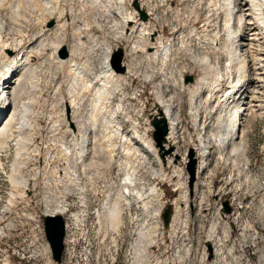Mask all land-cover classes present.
Returning <instances> with one entry per match:
<instances>
[{
  "label": "rangeland",
  "instance_id": "1",
  "mask_svg": "<svg viewBox=\"0 0 264 264\" xmlns=\"http://www.w3.org/2000/svg\"><path fill=\"white\" fill-rule=\"evenodd\" d=\"M114 1L117 2V0H36L37 4H31L30 6L12 4L11 9H14V11L1 10L3 4L5 7L12 1H2L3 3H0V14L2 13L0 15V22L2 23L0 39L3 40L4 38L3 41L9 47L15 49L13 55L24 51L28 55L32 54L34 56L38 54L40 58L38 63L41 65L38 64L33 79L31 78L32 80L28 81L25 86V93L21 99V102L26 103V105L27 102H32L29 106L30 114L27 112L25 117L30 121L32 128L31 130L25 129L22 131V136L25 138V143L23 144L25 154L21 156L23 160L21 161V167L16 172V178L17 180L24 179L30 182V190L26 192L29 202L22 203L19 199L10 202L11 193L15 191L22 193L24 191L21 187L15 188L10 180L11 164L15 160L17 152L14 146V139L9 140L7 148L4 149L3 147L4 150L2 149L3 151L1 150L2 152H0L3 155V157H0V162H2L0 166V264H55L51 257L49 259L42 257V251L46 252V243L42 239V222L45 211L58 208L56 202L59 201L62 203L60 204V209H63V214L61 215L66 219L65 252L61 264H264V93H261L264 92L262 91L264 89L259 91L260 94L254 95L256 96L254 99L248 94L246 97L249 99L244 102L248 104L249 101L253 100L250 105H256L254 108L256 115L247 116V121L244 123V140L248 144L246 154L244 156H235L226 148L222 150L224 152L220 151L217 154L215 145L210 143L207 146L209 154L207 153V160L205 161L207 168L197 174V160L195 163V180L192 185L189 184L190 176L187 170L189 163L188 151L193 149L195 156H197L199 151L197 138L202 133L204 136L215 133L217 131L216 125H220L225 118V108L223 110V108L215 107L214 101H204L205 95H203L200 103L203 108L201 109L202 111L200 110L202 112H200V115L203 117L205 125L195 132L196 127L191 123V115L188 110V101L193 96L194 86L195 88H201L204 82L214 83V76L209 74L207 69H203V66L196 65L194 60H191L193 59L191 56L194 57L198 53H206L204 50H196L194 38L200 37L203 40L206 36L210 38L211 36L209 35L216 32V39H218L216 42H224L226 33L223 30L221 10L215 12V10H207L206 7L203 9L201 6H205L208 0H200L202 5L196 2L198 0H194V2L193 0H173L172 2L171 0H165L171 3H169V10L165 6L166 2H162L163 0H122L125 9L132 16L136 12L135 3L138 6H142L143 8L139 10V14L134 13V17L138 20L139 16L145 22H149L146 29L148 33L152 32L153 28L157 30L150 38L147 34L142 36H136L135 34L134 38H126L125 36L120 37L118 34L121 31L119 20L115 15L118 3ZM104 3L110 4V7ZM152 3H155V10L148 7ZM59 7L63 9L65 14L62 19H59L60 22L69 21L70 23V17H73L75 21L80 20L81 23L87 20L90 29L80 32L73 25L66 24L56 34L57 36L43 37L41 35L42 23L39 18L42 15L48 16L52 12V19L50 18L45 27L49 26L54 29L57 25V13L55 12ZM105 8L107 10L110 8L109 10H111H108L109 20L108 17H105L108 16L107 10H104ZM176 8L177 10H175ZM200 8L202 10H199ZM177 11L182 16L180 21H175L173 17V13L175 14ZM99 12L103 18L98 17L97 13ZM183 12H185L184 15ZM141 14L145 15L146 18H143ZM110 15L111 18L113 17L112 19H110ZM196 17L198 20L194 21ZM92 19L95 21H92ZM205 20L211 22L207 23ZM80 21H78L76 26L81 25L79 24ZM93 22L103 25L97 27V24ZM127 29L128 34L129 28ZM53 36L59 38L57 39ZM159 36L162 38L161 45L163 46L168 43L178 46L180 45L179 41L183 39L185 44L182 48H185L178 51L176 57L169 60L170 62L167 61L165 71H168L169 74L163 71L165 76L161 73L160 75L158 74L159 77L155 78L152 75L155 72L154 63L145 59L144 55L158 49L159 45H153L152 43H155L154 39ZM147 37L149 38L148 41L146 40ZM70 38L72 39L70 40ZM125 38L127 40H124ZM179 38L181 39L179 40ZM32 39L33 41L31 42ZM243 42H246L245 37ZM43 43H46V45L44 44L45 46H43ZM57 44L64 46L59 49L57 57L61 58L62 49L67 50V53H73V56L71 55L72 58L83 68L87 75L82 79L76 80L67 73L64 75L62 71L55 67L53 60L48 55L52 51L50 49H53ZM77 44L80 45L78 51H76ZM103 44L115 49L109 62L113 70L119 73L116 71L114 64L115 55L119 50L122 52L119 65L124 70L126 69L124 71L125 74L124 72L119 73L124 74L122 76H126V80L122 85L114 86L110 82L104 84L110 90V98L102 97L100 92L102 84L99 82L101 81L100 71H103L104 68L101 67L103 61L99 53L105 47ZM150 45L157 48L152 50V48H148ZM48 47L50 48L48 49ZM130 50L133 51L131 52ZM208 55L211 57V66L219 67L218 69L222 71L223 67H225L226 58L220 53ZM0 56V61H5L2 55ZM44 60L45 62L51 61V63H43ZM2 61L0 62V77L5 70V66L2 68ZM146 65H149L150 69ZM48 67H50L49 70ZM126 72L129 75H126ZM231 73L228 82L235 77V72L232 71ZM180 75L183 77V84L186 78H192V82L187 83L191 87L182 92L177 89L174 91L171 85L175 83L176 79L178 85H180ZM205 76L204 81L203 77ZM69 78H71V82L68 81ZM160 80L164 82H160ZM198 80L199 83L196 85ZM226 80L221 82L222 90L220 91H224L223 89L227 88L228 82ZM13 86L14 84L10 87ZM111 91H114L113 95ZM223 94L221 93V95ZM91 95L97 97L94 98ZM75 96L80 99L78 100ZM172 96L175 101L179 100L178 102L181 106L179 114L181 119L184 120L178 126L179 128L177 127V136L181 134L180 137L182 139L180 137V140L177 138L176 146L168 147V143H165L163 148L160 149L152 140L150 116L153 110H156L155 108L159 106L157 104L160 101L163 100V106L165 105L164 100L166 101ZM91 102L93 104L96 103V105L93 106ZM71 104L75 108L78 107L76 108L77 110L79 109L78 111L76 110L77 114L75 113L73 116H75V119L78 117L81 120L76 119L77 122L79 120V127L73 123L78 127L77 130L75 129V133H84L85 129L88 130L86 131L88 133L93 124L96 134L102 138L104 137L103 139L108 144L106 152L101 151L92 155V159L87 162L89 165L86 167L85 176L81 178L79 184L76 182L77 185L73 175L67 174V171L69 172V169H77L79 165L76 166L70 163L69 168L66 169V174H62V169L67 166L66 155L62 149L69 146L70 137L64 131L65 128L61 119L63 114H65V118L72 117L70 111L67 114L65 111L66 105L70 106ZM101 104H103L102 107ZM250 105H248V108ZM63 109L65 112H63ZM157 110L156 112L158 113ZM257 110L259 111L257 112ZM213 111L216 113L214 114ZM93 112L95 115L92 114ZM247 112L250 111L247 110ZM247 112L245 111V114ZM96 114H100V116ZM217 114L220 121L216 123L213 122V118ZM105 116L106 119L103 118ZM69 120L72 121L71 118ZM35 124L38 125L36 128ZM110 125L113 128H109ZM101 127H103L104 132ZM105 127L107 128L106 130ZM117 128L121 129L120 132H122L123 137L120 133L114 132ZM182 128L185 131L184 134ZM203 128L204 130L202 131ZM185 129L188 130L186 131ZM200 131L201 134L199 135ZM121 139L123 140L121 141ZM142 141H145V143ZM145 144L146 146H144ZM171 147L173 151L169 154L165 153ZM103 154L106 155L104 156ZM117 158H126L132 164L135 173V184L131 188L132 194H117L120 190L119 183L124 178L123 173L119 170L117 164L114 163ZM54 162L57 163L56 168ZM160 166L164 169L163 171ZM55 170L58 173L55 178L56 182L52 179L53 175L56 174ZM60 170L61 173L59 172ZM48 175H50L51 179ZM34 182L36 183L35 187H32ZM151 187L156 189L158 196H155V193H150ZM123 196L127 198L125 199ZM154 197L156 198L154 199ZM82 198H85L84 203L81 201ZM106 200H109V208L104 206ZM126 200L130 201V207L126 206ZM8 201L11 203V212L5 208ZM225 203L229 211L224 206ZM168 206H171L172 210L171 221L168 227H164L162 214ZM109 209H118V215L112 219L111 214L108 212ZM97 212L100 216L97 215ZM210 251H212V255H210Z\"/></svg>",
  "mask_w": 264,
  "mask_h": 264
},
{
  "label": "bare ground",
  "instance_id": "2",
  "mask_svg": "<svg viewBox=\"0 0 264 264\" xmlns=\"http://www.w3.org/2000/svg\"><path fill=\"white\" fill-rule=\"evenodd\" d=\"M2 1H12L11 3H8V5L4 4L2 5L3 8L1 10H12V4H16L17 6H30L31 4H37L36 0H0V3L2 4ZM53 1V0H52ZM104 1V0H102ZM152 1V0H151ZM173 0H171L172 2ZM206 1V0H205ZM218 1V0H217ZM216 0H208L206 2L205 6H201L203 9L206 7L207 10H221L222 15H223V30L226 33L225 38H224V42L223 43H218L216 42L218 39L217 38V33H212V35L210 38H208L207 36L202 40L199 38H194V41H196V50H204L206 53L205 54H201L198 53L197 55H195L194 57L191 56V60H194L196 65H201L204 68L203 69H207V71H209V74H212L214 76V83H208V82H204L203 87L201 88H195L194 86V91H193V96L191 97V99L188 101V110L189 113L191 115V120H192V124L194 127H196V130H200V128H202L205 125V121L203 120V117L200 115V112L202 111L201 109L203 108V106L200 105L201 100L203 99V95L204 96V101L206 100H210V101H214L215 103V107L217 108H225L224 112H225V118L221 121L222 123L220 125H216L217 131L215 133H210L207 135H200L201 131L199 132V137L197 138L199 141V151L197 156H195V160L197 161L198 165H197V174L202 171H204L207 168V165H205V161L207 160V149H208V145L210 143H213L216 147V152L217 154L222 151L228 149V151L230 150V153H232L233 155H241L244 156V154H246V148H247V143H245L244 140V123L247 121V116H251L253 114H255V107L256 105H250L251 102H253V100L249 101L248 104L247 102L244 103L246 100H248L249 98L246 97L248 94H250L252 96V98L254 99L256 96V94H260L259 91L264 89V47H262V45H264V0H220L219 2H217ZM51 2V1H50ZM115 3H118V7H117V11L115 13L116 17L119 20L120 23V28L121 31L118 33L120 37H128V38H134L135 34L136 36H142L144 34H147L150 38V36H153L157 30H154L155 28H153L152 32H147V26L148 23L145 22L144 20H142V18H140L138 15V20H136V18L134 17V13L139 14V10H141L143 7L142 6H137L138 7V11L135 9L136 12L133 13V16L131 13L127 12V10L124 7V2L122 0H117L114 1ZM162 2H166L165 0H163ZM194 2V0H193ZM197 3L199 2V4H201L200 0L196 1ZM195 2V3H196ZM46 3V2H45ZM44 3V4H45ZM49 3V2H48ZM100 3V2H99ZM113 3V2H112ZM161 3V2H160ZM170 3V2H169ZM168 2H166L165 6L168 8V10L170 9V5ZM194 3V4H195ZM7 4V3H6ZM97 4V3H96ZM95 4V5H96ZM105 4V3H104ZM107 4V3H106ZM105 4V5H106ZM148 4V3H147ZM155 4V3H154ZM152 3V5L148 6L150 7L152 10H155L154 5ZM171 4V3H170ZM49 5V4H48ZM98 5V4H97ZM101 5V4H100ZM110 4H107V6H109ZM149 5V4H148ZM202 5V4H201ZM16 6V7H17ZM112 6V5H111ZM195 6V5H194ZM34 7V6H33ZM49 7V6H48ZM110 7V6H109ZM172 7V6H171ZM35 8V7H34ZM39 8V7H38ZM150 8H148L150 10ZM165 8V7H164ZM202 8H200L199 10H202ZM23 9V8H22ZM27 9V8H26ZM36 9V8H35ZM42 9V8H41ZM47 9V7H46ZM56 9V8H55ZM54 9V10H55ZM110 9V8H109ZM108 9V10H109ZM205 9V10H206ZM18 10V9H17ZM16 10V11H17ZM21 10V9H20ZM58 10V11H57ZM99 10V9H97ZM103 10V9H102ZM104 10H107L106 8ZM106 11V13L108 14V20H109V11ZM174 10V9H173ZM177 10V8L175 9ZM198 10V9H197ZM14 11V9L12 10ZM29 11V10H28ZM41 11V10H40ZM44 11V10H43ZM50 11V10H49ZM89 11V10H88ZM92 11V10H91ZM90 11V13H91ZM183 11V10H182ZM46 12V11H45ZM102 12V11H101ZM168 12V11H167ZM174 12V11H173ZM191 12V11H190ZM189 12V13H190ZM220 12V11H219ZM220 12V13H221ZM11 13V12H10ZM54 13V12H53ZM57 13V25L54 27V29L48 27H45L46 23L50 20V18L52 19V12L49 13L48 16L42 15L38 20L42 23V27H41V35H43V37H47V36H52V35H56L58 32L61 31L62 28L65 27L66 24H71L74 27L77 28V30H79L80 32L84 30H88V28L90 29V25L88 24L87 20H83L84 23H80L81 25H77L78 21H75V19L73 17H70V23L69 21H64V22H60L59 19H62L64 17V11L63 9H56ZM88 13V12H87ZM185 12H183L184 15ZM188 13V14H189ZM2 14V13H1ZM0 14V15H1ZM8 14V13H7ZM15 14V12H14ZM95 14V13H94ZM98 17H102L103 16L99 13ZM135 14V15H136ZM47 15V14H46ZM77 15V14H76ZM88 15V14H87ZM91 15V14H90ZM167 15H169L167 13ZM5 16V15H4ZM8 16V15H7ZM172 16V15H171ZM191 16V13H190ZM193 16V15H192ZM196 16V15H195ZM199 16V15H197ZM75 17V16H74ZM173 17L175 18V21H180V16L179 12H175V14L173 13ZM113 18V17H112ZM111 15H110V19ZM172 18V17H171ZM15 19V18H14ZM77 19V18H76ZM84 19V17H83ZM1 20V19H0ZM198 20V18L196 17L194 19V21ZM92 21H95L92 19ZM101 21V20H100ZM98 21V22H100ZM112 21V20H111ZM169 21V20H168ZM174 21V20H173ZM213 21V20H212ZM15 22V21H14ZM38 22V21H37ZM39 22V23H40ZM102 22V21H101ZM108 22V21H107ZM116 22V20H115ZM124 22V23H123ZM205 22H211L209 20H205ZM94 24H97V27L103 25H99L96 22H93ZM109 23V22H108ZM117 23V22H116ZM171 24V23H170ZM131 25H133L131 27ZM150 25V24H149ZM173 25V24H171ZM107 26V25H106ZM130 26V27H129ZM0 27H2V23L0 22ZM173 27V26H172ZM4 28V27H3ZM127 28H129V33L127 34ZM17 30V29H16ZM102 30V29H101ZM119 30V29H118ZM126 30V32H125ZM179 30V29H178ZM3 31V30H2ZM207 31V30H206ZM192 33H194L193 31H191ZM37 33V31H36ZM40 33V31H39ZM38 33V34H39ZM65 33V32H64ZM76 33V32H74ZM78 33V31H77ZM90 33V32H88ZM176 33V32H175ZM191 33V36H192ZM79 34V33H78ZM102 34V33H101ZM161 34V33H160ZM195 34V33H194ZM201 34V33H200ZM16 35V34H15ZM20 35V34H19ZM24 35V34H23ZM40 35V34H39ZM38 35V36H39ZM60 35V34H59ZM73 35V34H72ZM77 35V34H76ZM84 35V34H83ZM181 35V34H180ZM188 35V34H187ZM196 35V34H195ZM57 36V35H56ZM87 36V35H86ZM89 36V35H88ZM102 36V35H101ZM190 36V35H189ZM190 36V37H191ZM199 36V34H198ZM36 37V36H35ZM55 37V36H53ZM71 37V36H70ZM96 37V36H93ZM92 37V38H93ZM189 37V38H190ZM194 37V35H193ZM246 38V42H243V38ZM19 38V37H18ZM55 38H59V37H55ZM62 38V37H61ZM60 38V39H61ZM65 38V37H64ZM68 38V37H67ZM82 38V37H80ZM124 40H127V39ZM149 38L147 37V41L149 40ZM69 39V38H68ZM66 39V40H68ZM72 38H70L71 40ZM91 39V38H89ZM95 39V38H93ZM91 39V40H93ZM102 39V38H101ZM100 39V40H101ZM181 38H179L180 40ZM222 39V38H221ZM4 40V38H3ZM3 40L0 39V55H2V57L5 59V61L3 62L2 60V68L4 67L5 70L2 73V76L0 77V152H2L5 148H7V143L9 142V140L11 141L12 139H14L13 141H15L14 146L16 147V156H15V160L13 161V163L11 164V176H10V180L13 184V186H15V188L17 187H21L22 189H24V191L22 193H18V192H13L11 193V198H10V202H14L15 199H19L22 203L23 202H29V198H27L26 192L29 191L30 189V182L28 180H17L16 178V172H18V169L21 167V161L23 160V158H21V156L23 154H25V151H23V144L25 143V138L22 136V131H24L25 129L27 130H31L32 126L30 125V121H28L25 117L27 112L30 114V109L29 106L31 105L30 102L23 103L21 102L22 96L25 93V86L28 84V81L33 79V76L35 75L36 69L38 64L40 65L39 62V55H28L27 52L24 53H17L13 55V52L15 53V49H13L12 47H9V45L7 43H5ZM6 40V39H5ZM45 40V39H44ZM51 40V39H50ZM69 40V41H70ZM89 40V41H91ZM105 40V39H103ZM102 40V41H103ZM137 40V39H136ZM135 40V41H136ZM145 40V41H146ZM153 40V38H152ZM155 43H152L153 45L158 44V49H156L154 52L149 53V54H145L144 58L147 60L152 61L154 64V69L155 72L153 75V77L155 76V78L159 77V75L162 73L163 71H165V65H167V61L173 59L176 57L177 52L183 50L184 48H182L184 46V41L183 39L180 42V45H175V44H171L168 43L166 45H161V41L162 38L156 37L155 39ZM166 40V39H165ZM187 40V39H186ZM33 41V39L31 40V42ZM47 41V40H46ZM45 41V42H46ZM130 41V40H129ZM168 41V40H167ZM42 42V41H41ZM40 42V43H41ZM44 42V41H43ZM50 42V41H49ZM60 42V40H59ZM73 42V41H72ZM83 42V41H82ZM98 42V41H96ZM104 42V41H103ZM133 42V41H132ZM131 42V43H132ZM10 43V42H9ZM13 43V42H12ZM22 43V40H21ZM66 43V42H65ZM93 43V42H92ZM135 43V42H134ZM146 43V42H145ZM173 43V42H172ZM23 44V43H22ZM38 44V43H37ZM46 43H43V46H45ZM61 44V43H60ZM70 44V43H69ZM72 45V44H71ZM83 47L84 44L82 43ZM94 46V43L92 44ZM104 45V44H103ZM151 46L148 48H157L156 46ZM188 47V43L186 44ZM17 46V45H16ZM21 46V45H20ZM42 46V45H41ZM40 46V47H41ZM63 45H56L53 47V49H50V54L48 55L49 58H51L53 60V63L55 64V67L62 71L64 73V75L67 73L69 74L73 79H82L85 75V72L83 70V68L81 66H79L74 59L72 58V54L69 52L67 53V50L62 49V51H64L66 53V58H59L57 57V53L59 51V49L62 47ZM80 45L77 44V50L75 48L76 51H78ZM88 46V45H87ZM91 46V45H90ZM105 47L102 48V50L99 53V56L102 57V63H101V67L104 68V70L100 71L101 75H100V80L99 82H101V96L102 97H109L110 96V90L109 88H107L104 84L106 82H110V84L112 83L114 86H120L122 85L123 82H125L126 80V76H122L125 74H119L116 73L113 68L110 66L109 62L110 59L112 57L113 52L115 51V49L111 48L109 45H104ZM133 46V45H132ZM142 46V45H141ZM194 46V45H193ZM192 46V47H193ZM19 47V46H18ZM24 47V46H23ZM37 47H39L37 45ZM36 47V48H37ZM52 47V46H51ZM64 47V46H63ZM67 47V46H66ZM65 47V48H66ZM70 47V46H69ZM99 47V46H98ZM190 47V46H189ZM46 49V47H44ZM50 47H48L49 49ZM17 49V47H16ZM41 49V48H40ZM73 49V48H72ZM95 49V48H94ZM100 50V48H98ZM135 49V48H134ZM23 50V49H22ZM39 50V48H38ZM36 50V51H38ZM74 50V52H75ZM84 50V49H83ZM187 50V49H186ZM192 50V49H190ZM194 50V49H193ZM31 51V49H30ZM48 51V50H47ZM82 51V50H81ZM87 51V50H86ZM92 51V50H89ZM131 52L133 50H130ZM137 51V50H136ZM139 51V50H138ZM17 52V51H16ZM42 52V49H41ZM61 52V51H60ZM72 52V50H71ZM83 52V51H82ZM144 52V50H143ZM193 52V51H192ZM29 53V51H28ZM33 53V52H32ZM35 53V51H34ZM39 53V52H38ZM88 53V52H87ZM217 53H220L222 56H224L226 58L225 60V67H223L222 71H220L218 68H215L213 66H211V57L208 54H212V55H216ZM13 55V56H12ZM43 55V54H42ZM72 55V56H71ZM95 55V54H94ZM93 55V57H94ZM143 55V54H142ZM181 55V54H179ZM1 57V56H0ZM47 57V56H46ZM90 57V56H89ZM135 57V56H134ZM77 58V57H76ZM189 58V57H188ZM50 60V59H49ZM79 60V59H78ZM89 60V59H88ZM0 61V62H1ZM174 61V60H172ZM49 62V61H46ZM45 60L43 61V63H46ZM170 62V61H169ZM51 63V61L49 62ZM52 63V64H53ZM86 63V62H85ZM84 63V64H85ZM50 64V66L52 65ZM80 64V63H79ZM82 64V63H81ZM170 64V63H169ZM88 65V64H87ZM150 65V64H149ZM146 65V66H149ZM1 66V65H0ZM41 66V65H40ZM84 66V65H83ZM53 67V65H52ZM116 67V66H115ZM122 66L119 65V68H121ZM125 67V66H124ZM159 67V68H158ZM169 67V66H168ZM47 68V67H46ZM50 69V67H48V70ZM116 71H119L118 68H115ZM124 69V68H123ZM150 69V66H149ZM174 69V68H173ZM3 70V69H2ZM44 70V69H43ZM100 70V68H99ZM169 70V69H168ZM176 70V69H175ZM235 72V77L233 79H231L230 82L229 81V77L231 76V72L232 71ZM126 71V69L124 70ZM130 71V70H129ZM262 71V72H261ZM99 72V74H100ZM158 72V73H157ZM166 72V71H165ZM62 73V74H63ZM87 73V72H86ZM121 73V72H120ZM130 73V72H129ZM166 73L169 74V72L167 71ZM165 73V74H166ZM203 73V72H202ZM206 73V72H205ZM46 74V73H45ZM55 74V73H54ZM128 73L126 72V75ZM157 74V75H156ZM159 74V75H158ZM208 74V73H207ZM61 75V73H60ZM63 75V76H64ZM129 75V74H128ZM164 75V74H163ZM58 76V73H57ZM90 76V75H88ZM92 76V75H91ZM165 76V75H164ZM167 76V75H166ZM36 77V76H35ZM34 77V78H35ZM87 77V76H86ZM95 77V76H94ZM93 77V78H94ZM163 77V76H162ZM32 78V79H31ZM63 78V77H61ZM150 78V77H149ZM165 78V77H164ZM180 80L181 83L180 85H178V81L176 79V81H174V84L172 85V89L175 91L176 89L179 92L184 91L185 89H189V87H191V85H187L184 81L183 84V77L182 75H180ZM205 77H203V80L205 81ZM65 79V78H64ZM63 79V81H64ZM71 78H69L68 81H70ZM89 79V78H88ZM98 79V78H97ZM163 79V78H162ZM227 79V80H226ZM38 80V79H37ZM226 80L228 82V86L226 89H223L224 91H220L222 90V84L221 82ZM72 81V80H71ZM70 81V82H71ZM80 81V80H79ZM43 82V81H42ZM52 82V81H51ZM77 82V81H76ZM81 82V81H80ZM160 82H164L163 80ZM46 83V82H45ZM59 83V82H58ZM73 83V82H72ZM71 83V84H72ZM84 83V82H83ZM82 83V85H84ZM199 83V80L196 81V85ZM13 87H10L11 85H13ZM43 84V83H42ZM56 84V83H55ZM74 84V83H73ZM98 84V83H97ZM109 84V85H110ZM163 84V83H162ZM195 84V83H194ZM193 84V85H194ZM201 84V83H200ZM41 85V84H40ZM47 85V84H46ZM81 85V84H80ZM86 85V84H85ZM112 85V87H113ZM192 85V86H193ZM226 85V84H225ZM163 86H165V84H163ZM199 86V85H198ZM253 86V87H252ZM28 87V86H27ZM32 87V86H31ZM54 87V86H53ZM93 87V86H92ZM252 87V88H251ZM60 89V88H59ZM56 90V89H55ZM69 90V88H68ZM71 90V89H70ZM193 90V89H192ZM204 90V91H203ZM57 91V90H56ZM60 91V90H59ZM82 91V90H80ZM84 91V89H83ZM89 91V90H88ZM87 91V92H88ZM98 91V90H97ZM117 91V90H116ZM264 91V90H262ZM67 92V89H66ZM70 92V91H69ZM72 92V91H71ZM74 92V91H73ZM86 92V93H87ZM92 92V91H91ZM112 95L114 91H111ZM118 92V91H117ZM81 94V92H79ZM78 93V94H79ZM85 93V92H84ZM89 93V92H88ZM221 93L223 95H221ZM264 93V92H261ZM71 94V93H70ZM192 94V93H190ZM75 95V94H74ZM96 95V94H93ZM85 96V95H84ZM60 97V96H59ZM76 97V96H75ZM88 97V95H87ZM91 97H94L91 95ZM97 97V96H95ZM94 97V98H95ZM195 97V98H193ZM77 98V97H76ZM93 98V99H94ZM99 98V96H98ZM110 98V97H109ZM114 98V96H113ZM158 98V97H157ZM160 98V97H159ZM73 99V98H72ZM78 99V98H77ZM80 99V98H79ZM78 99V100H79ZM89 99V98H88ZM92 99V100H93ZM103 99V98H102ZM62 100V99H61ZM86 100V98H85ZM97 100V99H94ZM104 100V99H103ZM159 100V99H158ZM257 100V99H256ZM30 101V100H29ZM87 101V100H86ZM90 101V99H89ZM179 100H174L173 96L166 99V101L164 100V104H163V100L159 102V106H157L155 109L158 111V113L156 112V110H153V113H151L150 119L153 118L154 116L158 117V118H163L165 119V121L167 122L168 126H169V131H168V135L167 137H165V143H168V147L170 146H176L175 144H177V138L179 139V137L181 136V134L179 136H177V127L179 125H181V123L183 122L184 119H181L180 116V111H181V106L180 103L178 102ZM77 102V101H76ZM81 102V101H80ZM84 102V101H83ZM94 102V101H93ZM105 102V101H104ZM103 102V104H104ZM255 102V101H254ZM71 103V100H70ZM90 103V102H89ZM92 103V102H91ZM102 103V102H101ZM205 103V102H204ZM83 104V103H82ZM93 104V103H92ZM91 104V105H92ZM101 104V107L102 105ZM108 104V103H107ZM206 104V103H205ZM208 104V103H207ZM252 104V103H251ZM96 105L93 104V106ZM248 105L249 108H248ZM259 105V104H258ZM257 105V106H258ZM80 106V105H79ZM90 106V104H89ZM106 106V105H105ZM108 106V105H107ZM164 107V108H162ZM64 108V106H63ZM78 108V107H76ZM72 104L70 106L66 105V114L67 112L72 114V117H68L65 118V114H63L62 116V122H63V126L65 128L64 131H66V133H68L69 137H70V144L67 148L62 149L64 150V153L66 155V164L67 166L62 169V174L65 175L66 174V169L69 168V164L73 163L76 166L79 165V167L74 168L72 170L69 169V172L67 171V174H72L73 175V179L75 181V183L77 182L79 184V182L81 181V178H83V176H85V171H86V167L89 165V163L87 164V162H89L92 159V155L101 151H107L108 148V144H106L105 140L98 134H96V129L94 127V125L92 124V128L89 129V127L87 126V128L89 129V132L87 133L85 129L84 133H75V129L77 130V128L79 127V118L76 117V119L78 118V122L75 119V116H73L76 113V109ZM85 108V107H84ZM95 108V107H94ZM98 108V107H97ZM83 109V108H82ZM87 109V108H86ZM91 109V108H90ZM227 109V110H226ZM259 109V108H258ZM79 110V109H78ZM77 110V111H78ZM85 110V109H84ZM83 110V111H84ZM101 110V109H100ZM103 110V109H102ZM201 110V111H200ZM247 110H249L250 112H247ZM63 109V112H65ZM88 111V109H87ZM95 111V109H94ZM245 111L247 112L245 114ZM259 110H257L258 112ZM99 112V111H98ZM97 112V113H98ZM80 113V112H79ZM91 113V112H90ZM89 113V114H90ZM202 113V112H201ZM213 113L215 114L216 112L213 111ZM219 113V112H218ZM70 114V115H71ZM77 114V113H76ZM94 114V112L92 113ZM108 114V111H107ZM220 114V113H219ZM33 115V114H31ZM95 115V114H94ZM93 115V116H94ZM99 115L100 114H96ZM256 115V114H255ZM84 116V115H83ZM98 116V117H99ZM82 117V116H81ZM85 117V116H84ZM83 117V118H84ZM4 118V119H3ZM72 119V121H70L69 119ZM88 118V117H87ZM91 118V117H90ZM89 118V119H90ZM106 119V116L103 117ZM101 117V119H103ZM98 119V118H97ZM105 119H103L105 121ZM100 120V119H99ZM214 120V121H213ZM213 122L217 121L219 122V115H215L213 118ZM81 121V120H80ZM83 121V120H82ZM111 121V120H110ZM71 124H70V123ZM85 122V121H84ZM73 123H75L76 125H74ZM81 123V122H80ZM90 123V121H89ZM103 123V122H102ZM59 124V122H58ZM61 124V123H60ZM82 124V123H81ZM80 124V125H81ZM100 124V123H99ZM36 125V124H35ZM101 125V124H100ZM107 125V124H106ZM112 125V124H111ZM110 125L109 128H111L112 126ZM38 125L35 126V128ZM61 126V125H60ZM97 126V125H96ZM104 126V125H103ZM109 126V124H108ZM107 126V127H108ZM184 126V125H183ZM82 127V126H81ZM181 127V126H180ZM187 127V126H186ZM52 128V127H51ZM55 128V126H54ZM62 128V127H61ZM113 128V127H112ZM120 128V127H119ZM179 128V127H178ZM185 128V127H184ZM241 128H243L241 130ZM38 129V128H37ZM101 129L103 130V127H101ZM107 128L105 127V130ZM183 129V128H182ZM54 130V129H53ZM57 130V128H56ZM61 130V129H60ZM110 130V129H109ZM113 130V129H112ZM121 130V129H120ZM120 130L117 128V130H115L114 132L120 133V135L122 136V132H120ZM134 130V129H133ZM186 131L188 129H185ZM204 130V128L202 129V131ZM55 131V130H54ZM63 131V132H64ZM83 131V130H82ZM184 131V129H183ZM61 132V131H60ZM77 132V131H76ZM104 132V130H103ZM112 132V131H111ZM134 132V131H133ZM62 133V132H61ZM98 133V132H97ZM109 133V132H108ZM136 133V132H134ZM148 133V132H147ZM185 133V131L183 132V134ZM26 134V133H25ZM30 134V133H27ZM100 134V133H99ZM107 134V133H106ZM138 134V133H137ZM67 135V134H66ZM124 135V134H123ZM127 135V134H126ZM136 136V134H135ZM147 136V135H146ZM145 136V137H146ZM185 136V135H184ZM123 137V136H122ZM128 137V135H127ZM138 137V135L136 136ZM142 137V136H141ZM191 137V136H190ZM31 138V137H29ZM121 138V137H120ZM125 138V137H124ZM131 138V137H130ZM140 138V137H138ZM137 138V139H138ZM181 138V137H180ZM67 139V138H66ZM182 139V138H181ZM191 139V138H190ZM32 140V139H31ZM123 139H121L122 141ZM141 140V138L139 139ZM180 140V139H179ZM186 140V139H185ZM196 140V139H195ZM188 141V138H187ZM191 141V140H190ZM143 142V141H142ZM193 142V140H192ZM247 142V141H246ZM137 143V142H136ZM145 143V141L143 142ZM27 144V143H26ZM68 144V143H67ZM142 144V143H141ZM139 144V145H141ZM148 144V143H147ZM13 145V144H12ZM66 145V143H65ZM111 145V144H110ZM191 145V144H190ZM146 146V144L144 145ZM4 147V149H3ZM26 147V146H25ZM185 147V146H184ZM194 147V146H193ZM211 147V146H209ZM127 148V147H126ZM151 148V147H150ZM177 148V147H176ZM179 148V147H178ZM186 148V147H185ZM3 149V150H2ZM152 149V148H151ZM150 149V150H151ZM170 149V148H169ZM2 150V151H1ZM125 150V149H123ZM153 150V149H152ZM179 150V149H178ZM182 150V149H181ZM109 151V150H108ZM134 151V150H133ZM213 151V150H212ZM227 151V150H226ZM147 152V151H146ZM185 152V151H184ZM196 152V151H195ZM215 152V153H216ZM224 152V151H222ZM32 153V152H31ZM39 153V152H38ZM62 153V152H61ZM63 153V155H64ZM138 153V152H137ZM55 154V153H54ZM111 154V153H109ZM153 154V153H151ZM167 154H169L167 152ZM209 154V153H208ZM214 154V153H213ZM60 155V154H59ZM98 155V154H97ZM104 155V154H103ZM106 155V154H105ZM104 155V156H105ZM154 155V154H153ZM181 155V153H180ZM39 156V155H38ZM57 156V155H56ZM55 156V157H56ZM0 157H3L2 154H0ZM156 157V156H155ZM153 157V158H155ZM229 157V156H228ZM37 158V157H36ZM108 158V157H107ZM144 158V157H143ZM220 158V157H219ZM242 158V157H241ZM135 159V158H134ZM34 160V159H33ZM38 160V159H36ZM100 160V159H99ZM145 160V159H144ZM152 160V159H151ZM229 160V159H228ZM59 161V160H58ZM34 162V161H32ZM52 162V161H51ZM50 162V163H51ZM106 162V161H105ZM145 162V161H144ZM143 162V163H144ZM159 162V161H158ZM35 163V162H34ZM37 163V162H36ZM55 163V162H54ZM65 163V161H64ZM63 163V164H64ZM115 164H117V167L119 168V170L123 173V177L119 183V188L120 190L117 192V194H122L125 195V193H131L132 190V186H134L135 184V177H134V169L132 167L131 162L128 159H118L114 161ZM157 163V162H156ZM56 164L55 163V168H56ZM65 164V165H66ZM140 164V163H139ZM160 164V162H159ZM2 165V162H0V166ZM156 165V164H155ZM108 166V165H107ZM166 166V165H165ZM164 166V167H165ZM158 167V166H157ZM143 168V167H142ZM147 168V167H146ZM156 168V167H155ZM166 168V167H165ZM23 169V167H22ZM50 169V168H49ZM107 169V168H106ZM160 169L163 171L164 169H162V167L160 166ZM157 170V169H156ZM58 171V169H57ZM160 171V172H162ZM53 172V171H52ZM51 172V173H52ZM56 172V170H55ZM61 173V170L59 171ZM154 172V171H153ZM165 172V171H164ZM45 173V172H44ZM149 173V172H148ZM159 173V172H158ZM157 173V174H158ZM181 173V172H180ZM46 174V173H45ZM156 174V173H155ZM162 174V173H160ZM196 174V175H197ZM58 175V173L56 172V174L53 175V181H55L56 176ZM159 175V174H158ZM212 175V174H211ZM18 176V175H17ZM204 176V175H203ZM48 177H50V175H48ZM72 177V176H71ZM64 178V176H63ZM51 179V177H50ZM66 179V178H65ZM155 179V178H154ZM63 180V179H62ZM71 180V178H70ZM202 180V179H201ZM118 181V180H117ZM52 182V181H51ZM198 182V181H197ZM206 182V181H205ZM76 183V185H77ZM211 183V182H209ZM36 183H33L32 187H35ZM65 184V183H64ZM84 184V183H83ZM81 185V184H80ZM198 185V184H197ZM79 186V185H78ZM76 187V186H75ZM79 189V188H78ZM77 189V190H78ZM83 190V189H82ZM118 190V189H117ZM116 190V191H117ZM156 189L151 187V191L150 193L153 194L155 193V196H158L157 191H155ZM81 192V191H79ZM6 194V193H5ZM132 194V193H131ZM121 196V195H120ZM127 196V195H126ZM126 196H123L125 199L127 198ZM131 196V195H130ZM148 196V195H146ZM154 196V195H153ZM133 197V196H132ZM137 197V196H136ZM145 197V196H143ZM151 197V196H150ZM138 198V197H137ZM156 197H154L155 199ZM46 199V198H44ZM58 199V198H57ZM112 199V197H111ZM149 199V198H148ZM139 202L140 199H138ZM146 200V199H145ZM47 201V199H46ZM56 201V200H55ZM59 201V200H57ZM81 201L84 203L85 202V198H82ZM143 201V200H142ZM191 201V200H190ZM9 201L7 202V204L5 205L8 209L9 212H11V203ZM105 207L108 206L109 208V200L105 201ZM145 202V201H144ZM150 202V201H149ZM192 202V201H191ZM49 203V201H48ZM122 203V202H121ZM47 204V202H46ZM60 204L61 201L56 202V205L58 206V208H56L55 210H46L44 213V216L46 215H61L63 214V209H60ZM124 204V203H123ZM14 205V204H13ZM143 205V204H142ZM46 206V205H45ZM115 206V205H112ZM126 206L130 207V201L126 200ZM104 207V208H105ZM122 207V206H121ZM142 207V206H141ZM5 210V209H4ZM65 210V209H64ZM129 210V209H128ZM127 210V211H128ZM99 211V210H98ZM124 211V210H123ZM108 212L111 214L112 219L115 218L119 211L118 209H114L111 210L109 209ZM94 215V214H93ZM97 215L100 216V214L97 212ZM121 216V215H120ZM177 222V221H176ZM108 225V224H107ZM114 225V224H113ZM116 225V224H115ZM144 225V224H143ZM117 226V225H116ZM108 227V226H107ZM2 229V228H1ZM110 231V230H109ZM114 231V230H113ZM115 232V231H114ZM153 237V236H152ZM155 237V236H154ZM221 240V239H220ZM111 241V240H110ZM184 242V241H183ZM146 246V245H145ZM141 247V246H140ZM149 247V246H148ZM42 249V248H41ZM45 249V248H44ZM46 250V249H45ZM43 252V251H42ZM210 255H212V251H210ZM187 256V255H186ZM186 258V257H185ZM217 258V257H216ZM221 258V256H220ZM215 259V258H214ZM217 263V262H216Z\"/></svg>",
  "mask_w": 264,
  "mask_h": 264
},
{
  "label": "water",
  "instance_id": "3",
  "mask_svg": "<svg viewBox=\"0 0 264 264\" xmlns=\"http://www.w3.org/2000/svg\"><path fill=\"white\" fill-rule=\"evenodd\" d=\"M135 7L137 9V5L135 4ZM143 18H145V15L141 14ZM122 56L121 50H119L114 59V64L116 68L119 69L118 72L123 73L124 69L121 67L119 68V61ZM61 57L65 58L66 53L64 51L61 52ZM118 57V58H117ZM192 82V78H186L185 83ZM150 125L153 128V134L152 138L155 142L156 146L162 149V144L165 143V137L168 133V125L165 119L158 118L154 116L151 118ZM173 151V148H170L169 150L165 151V153H171ZM187 170L190 176L189 184L192 185V183L195 180V159H194V152L192 149L189 150V164L187 166ZM224 206L226 207L227 211V204L225 203ZM163 224L165 227L168 226L170 218H171V207L168 206V208L163 213ZM43 229L44 234L46 237V240L48 242L51 257L54 263L61 264L62 260V254L64 251V237H65V222L64 219L60 215H46L43 218Z\"/></svg>",
  "mask_w": 264,
  "mask_h": 264
},
{
  "label": "built area",
  "instance_id": "4",
  "mask_svg": "<svg viewBox=\"0 0 264 264\" xmlns=\"http://www.w3.org/2000/svg\"><path fill=\"white\" fill-rule=\"evenodd\" d=\"M47 252H48V246H47V243H46V252H42V255H45Z\"/></svg>",
  "mask_w": 264,
  "mask_h": 264
}]
</instances>
